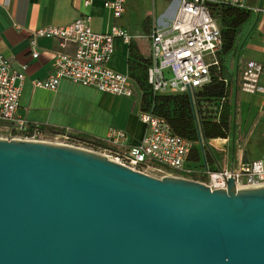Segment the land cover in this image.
<instances>
[{
    "label": "water",
    "instance_id": "obj_1",
    "mask_svg": "<svg viewBox=\"0 0 264 264\" xmlns=\"http://www.w3.org/2000/svg\"><path fill=\"white\" fill-rule=\"evenodd\" d=\"M0 264H264V188L211 191L0 139Z\"/></svg>",
    "mask_w": 264,
    "mask_h": 264
},
{
    "label": "built area",
    "instance_id": "obj_2",
    "mask_svg": "<svg viewBox=\"0 0 264 264\" xmlns=\"http://www.w3.org/2000/svg\"><path fill=\"white\" fill-rule=\"evenodd\" d=\"M177 10L171 22L156 26L150 34V66L147 83L154 94H188L194 106V93L210 82V69L218 66V53L222 49L220 28L213 18L210 4H230L243 7V0H175ZM93 0H84V6ZM126 0L104 1L103 7L112 12L115 19L125 11ZM49 38L62 44L74 45V53L56 54L52 61V74L33 86L55 91L62 80L116 96L132 98L133 87L128 74H120L108 66L114 53V40L129 44L131 37L123 30L112 27L109 32L95 33L91 29V17L81 16L65 26H49L33 33L35 40ZM34 51L32 57L37 58ZM264 81V64L249 62L242 73L241 90L254 93L259 79ZM24 73L13 72L7 59L0 55V139L26 142L55 143L88 150L105 156L108 160L147 175L149 172L165 176L193 180L213 190H227V179H233L235 189L264 188V158L243 161L238 168L211 169L204 159L206 143L200 140L202 164L190 167L192 144L173 135L164 120L149 113H140V121L146 133L136 145L129 144L123 130H111L104 146L82 141L69 131L48 133L38 125H31L19 114ZM163 176V177H165ZM161 177V178H163ZM160 179V178H159Z\"/></svg>",
    "mask_w": 264,
    "mask_h": 264
},
{
    "label": "crops",
    "instance_id": "obj_3",
    "mask_svg": "<svg viewBox=\"0 0 264 264\" xmlns=\"http://www.w3.org/2000/svg\"><path fill=\"white\" fill-rule=\"evenodd\" d=\"M104 1L110 0H93L89 6H84V0H0V55L8 60L11 71L24 73L19 114L29 124L47 131H69L79 139L99 143H104L111 130H123L129 144L136 145L146 133L139 118L140 102L136 94L132 98L116 97L67 80H62L55 91L33 86L34 81H43L52 74L56 54L72 55L75 49L70 42L62 44L56 39L38 38L34 49L38 56L33 58L31 41L36 30L65 26L85 15L91 17V29L95 33L119 28L131 40L129 44L119 38L114 40V53L108 66L117 73L127 74L129 46L149 58L151 31L169 24L177 10L175 0H126L123 15L115 19L103 7ZM243 7L249 18L224 57V66L231 77V133L226 139L209 141L212 160L206 163L211 169L231 164L235 167L228 159L230 151L235 149H242L247 160L264 158V92L241 90L246 64H264V0H243ZM257 87H264L262 78Z\"/></svg>",
    "mask_w": 264,
    "mask_h": 264
},
{
    "label": "trees",
    "instance_id": "obj_4",
    "mask_svg": "<svg viewBox=\"0 0 264 264\" xmlns=\"http://www.w3.org/2000/svg\"><path fill=\"white\" fill-rule=\"evenodd\" d=\"M209 9L221 31L222 49L217 56L218 66L210 69V82L194 93V106L188 94H154L147 83L150 57L145 58L134 46H129L127 74L134 94L139 97L140 111L164 120L173 135L192 144L189 161L193 168H198L202 163L201 137L208 144V150H204V159L210 161L213 148L209 141L226 139L231 133V77L224 66V57L231 51L237 35L249 18L247 10L230 4H210ZM82 141L104 146V143Z\"/></svg>",
    "mask_w": 264,
    "mask_h": 264
},
{
    "label": "rangeland",
    "instance_id": "obj_5",
    "mask_svg": "<svg viewBox=\"0 0 264 264\" xmlns=\"http://www.w3.org/2000/svg\"><path fill=\"white\" fill-rule=\"evenodd\" d=\"M208 106L211 108L215 107L214 105H208ZM214 152H215V156L220 159V155L218 154V152H216V150H214ZM245 155L246 153H244L242 149H235L234 152L230 151L228 159L229 161H233L235 164V167L238 168V166L243 162ZM148 176L159 179L165 175L155 173V172H149Z\"/></svg>",
    "mask_w": 264,
    "mask_h": 264
}]
</instances>
